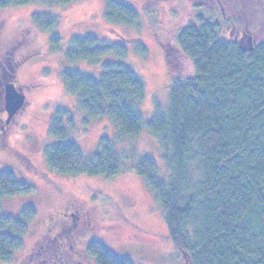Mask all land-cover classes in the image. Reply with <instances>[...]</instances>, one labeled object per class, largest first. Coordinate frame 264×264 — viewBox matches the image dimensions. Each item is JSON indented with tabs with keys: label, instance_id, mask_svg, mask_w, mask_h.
Segmentation results:
<instances>
[{
	"label": "trees",
	"instance_id": "1",
	"mask_svg": "<svg viewBox=\"0 0 264 264\" xmlns=\"http://www.w3.org/2000/svg\"><path fill=\"white\" fill-rule=\"evenodd\" d=\"M70 1L0 0V9ZM103 1L108 24L139 26L133 8L119 0ZM30 22L50 33V49L58 51L57 19L33 14ZM137 51L145 54L142 47ZM174 51L190 63L192 75L173 78L167 105L154 104L151 118L144 122L139 108L145 87L123 63L126 47L92 35L71 37L65 52L69 63L96 64L110 54L118 59L104 63L97 80L76 71L60 73L64 90L76 97L86 117L106 118L116 132L113 140L100 138L94 153L86 157L70 138L69 112L57 107L47 128L52 138L44 148L47 166L68 177H114L126 169L116 145L136 139L146 126L157 142L167 177L160 180L148 156L130 169L163 211L168 239L188 264H264V40L244 49L224 39L212 18L198 15L178 32ZM173 53L168 49L166 60L175 76ZM33 189L13 173L0 171V262H10L23 247L36 217L32 206L23 207L19 218L3 213L2 199ZM86 254L95 264H135L96 241L87 244Z\"/></svg>",
	"mask_w": 264,
	"mask_h": 264
},
{
	"label": "rangeland",
	"instance_id": "2",
	"mask_svg": "<svg viewBox=\"0 0 264 264\" xmlns=\"http://www.w3.org/2000/svg\"><path fill=\"white\" fill-rule=\"evenodd\" d=\"M119 1L135 10L139 26L108 24L104 20L103 0L46 5L36 2L0 9V171L11 172L34 188L29 194L2 199L1 211L13 218H19L25 206H32L36 212L23 247L10 262L0 264H95L94 258L86 254L90 241L103 244L114 255L135 264H188L186 255L168 239L163 211L130 169L139 158L148 156L155 161L160 180L167 177L157 142L146 126L136 139L116 145L125 157L126 169L114 177H68L47 166L44 148L52 142L47 128L57 107L69 112L70 138L86 157L94 153L100 138L113 140L116 132L108 119L86 117L76 97L64 90L60 73L76 71L97 80L102 65L118 62L117 57L110 54L96 64L69 63L65 60L68 40L92 35L99 41L126 47L123 63L145 87L139 112L147 122L154 104L167 105L173 78L185 80L192 75L190 63L174 51L178 32L200 15L212 18L224 39L250 49L264 40V0ZM33 14L57 19L55 31L61 40L58 51L50 49V33L30 22ZM138 47L145 49L144 55L138 53ZM168 49L174 52L171 60L175 76L168 69ZM7 83H13L24 94L25 102L4 127L2 99ZM75 201L89 213L86 227L80 225L76 229L60 218L65 206ZM68 212L73 213V209ZM58 234L69 237V241ZM55 238L62 248L57 247Z\"/></svg>",
	"mask_w": 264,
	"mask_h": 264
},
{
	"label": "flooded vegetation",
	"instance_id": "3",
	"mask_svg": "<svg viewBox=\"0 0 264 264\" xmlns=\"http://www.w3.org/2000/svg\"><path fill=\"white\" fill-rule=\"evenodd\" d=\"M2 101H3V99H2ZM3 113H5V112H3ZM72 209H73V213H69L68 211H70ZM60 218L61 219H66L69 222H71L73 227L76 228V229L80 225L86 227L87 222L89 223V220H90L89 213L86 210V207L82 203H78L77 201L71 202L68 205H66L64 210H63V212L60 213ZM71 229H73V228H71ZM71 229H69V230H71ZM58 237L63 238L62 234H58ZM65 238H66V240L68 239V241L70 239L69 237L65 236L63 238V240ZM55 240H57V247L58 248L59 247L62 248V244L58 243V239L55 238ZM68 241H67L68 248H69V250H71L72 249V245Z\"/></svg>",
	"mask_w": 264,
	"mask_h": 264
},
{
	"label": "water",
	"instance_id": "4",
	"mask_svg": "<svg viewBox=\"0 0 264 264\" xmlns=\"http://www.w3.org/2000/svg\"><path fill=\"white\" fill-rule=\"evenodd\" d=\"M25 96L19 92L13 83H7L3 88V111L6 113V125L24 106Z\"/></svg>",
	"mask_w": 264,
	"mask_h": 264
}]
</instances>
